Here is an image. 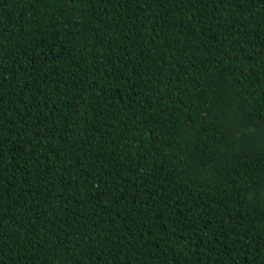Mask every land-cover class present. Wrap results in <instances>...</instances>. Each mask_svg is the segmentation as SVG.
Masks as SVG:
<instances>
[{
	"label": "trees",
	"instance_id": "trees-1",
	"mask_svg": "<svg viewBox=\"0 0 264 264\" xmlns=\"http://www.w3.org/2000/svg\"><path fill=\"white\" fill-rule=\"evenodd\" d=\"M0 264H264V0H0Z\"/></svg>",
	"mask_w": 264,
	"mask_h": 264
}]
</instances>
